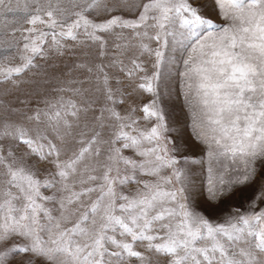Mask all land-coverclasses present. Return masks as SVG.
I'll return each instance as SVG.
<instances>
[{
	"label": "snow or ice",
	"instance_id": "snow-or-ice-1",
	"mask_svg": "<svg viewBox=\"0 0 264 264\" xmlns=\"http://www.w3.org/2000/svg\"><path fill=\"white\" fill-rule=\"evenodd\" d=\"M0 264H264V0H0Z\"/></svg>",
	"mask_w": 264,
	"mask_h": 264
}]
</instances>
